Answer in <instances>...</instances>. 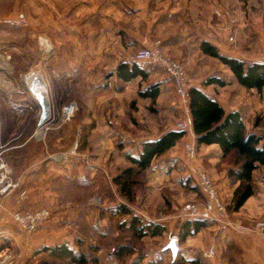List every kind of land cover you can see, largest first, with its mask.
I'll return each instance as SVG.
<instances>
[{"label": "rangeland", "instance_id": "obj_1", "mask_svg": "<svg viewBox=\"0 0 264 264\" xmlns=\"http://www.w3.org/2000/svg\"><path fill=\"white\" fill-rule=\"evenodd\" d=\"M53 1L51 0V7H47L46 0H0V161L7 164L11 179L17 186L11 193L19 185L15 181L17 172L40 159L47 158L44 165L49 161L52 163V169L50 167L49 170L51 175H56L57 171L61 174L59 179L47 181V195L43 188L42 195H35L38 201L30 202L25 189L14 201L15 209L10 210L3 209L1 202L4 196L11 193L0 196V264H73L67 259H57L45 252V248L63 244L77 255L83 253L88 258V264H244L235 247L223 239V231L218 228L226 226L216 214L214 217L217 220L209 221L208 227L196 236H189L181 241L180 227L186 221L179 215L182 207L186 204H198L202 207L207 201L193 180L194 168L197 166L210 176L199 161L196 141L185 142L181 145L179 155L158 158L149 169L138 174L131 202L120 195L113 183L114 177L130 167L125 155L138 154L142 139L160 135L167 128L165 126H176L185 119L184 116L189 115L185 112L182 101L176 97L163 70L149 63H140L149 76L145 81L137 78L138 89L144 90L149 85L159 84L160 95L155 101L142 98L140 101H128L122 93H116L117 85L110 80L112 86L103 104L95 96L88 103L84 97L85 88L80 86L75 88L77 102L69 104L66 91L58 90L57 81L60 77L54 76L51 87L48 74L65 64L69 58L67 54L73 55L77 50L86 55L88 49H96L101 40L86 36L100 28L104 29L103 40L107 49L112 51L119 42L124 49L127 46L134 47L131 53H122L124 57L121 61L130 62L134 53L143 49L135 40L140 35L130 30L129 22L134 15L137 17L139 12L136 9L142 6L147 7L146 16L153 20H159L161 15H173L171 23L182 30L200 27L203 31L209 26L210 17L217 23L223 22L222 11L209 9L208 0H97L95 7H92L95 2L92 0H87L86 6H82L86 0H72L71 8H67L68 0H57L56 3ZM228 2H231L227 4L231 11L227 10L233 17L229 20L232 25L238 22V15L242 16L244 10H254L255 14L264 13V0ZM85 7H92L97 11L94 14L88 11L86 13ZM239 8L242 14H234ZM111 9L119 10L116 27L119 29L116 30L111 23ZM19 14L25 15L24 28L11 27L5 23V20ZM103 17L104 20L100 23L99 19ZM79 32H82L81 36ZM39 39H43L40 40L41 52ZM154 43H159L161 47L158 40L152 44ZM50 51L47 58L42 57ZM163 53L183 64L189 87L198 86L206 92L214 91L219 95L211 87H202L208 76L218 75L229 85L225 96L230 97L238 90V83L233 80L230 71L217 60L203 56L194 46L189 51L178 49V54L174 56L168 51L166 53L163 50ZM107 55L110 57L114 54ZM33 70L42 72L47 86L50 118L42 127H37L40 107L27 86L28 76ZM77 82L80 83L81 80L78 78ZM245 95L238 94L237 98L240 100L244 97L252 102L255 96L249 93ZM259 95V106L250 108L251 113L244 116V122L249 131L254 130L264 136V91ZM70 105L74 107L73 117L70 121H64L62 110ZM88 114H94L95 121L99 123L104 119L103 122L107 123V129L110 130L108 136L112 145L106 152L109 159L104 161L98 157L101 158V165L92 162L91 152L87 149V130L71 136L72 129L78 122L84 121L88 125ZM16 132L24 137L32 133L34 143L19 149L20 151H9L12 145L21 141L18 139L15 143L8 142L9 135ZM65 132L67 136L60 142L62 146L48 149ZM188 132H184L185 135ZM186 143L195 144L193 160L185 156ZM233 161L234 158L229 157L221 169L227 168ZM21 193L25 194L24 198H21ZM217 193L229 219L233 199L229 196L223 200L218 189ZM121 204L128 206L134 217L144 222L160 224L165 227L166 232L160 237H134L126 228L130 217H115L111 213L112 208ZM41 208H48L50 217L33 234L22 232L11 220L14 213ZM257 222L262 221H255ZM255 223L242 229V232L264 235L253 231ZM172 238L177 239L178 245V253L174 259L171 251L165 250ZM122 247L130 248L132 254L117 257L115 253Z\"/></svg>", "mask_w": 264, "mask_h": 264}, {"label": "crops", "instance_id": "obj_2", "mask_svg": "<svg viewBox=\"0 0 264 264\" xmlns=\"http://www.w3.org/2000/svg\"><path fill=\"white\" fill-rule=\"evenodd\" d=\"M88 1L86 0L82 6H86ZM92 1H95L94 5L92 4V7H95L97 0ZM53 2L56 3L57 0H54ZM229 3L231 4V2H228V0H208L207 7L209 9L212 8L214 11L220 9L222 11L223 22L220 21L217 23L214 21L213 17H210L208 18L209 26L203 31L200 30V27L198 28L199 30L194 28L182 30L178 29V27H174L170 21L173 15L170 14L161 15L158 18L159 20H157V18L156 20H153L150 16H146L148 14L146 6L136 9V11L139 13H137V17L134 15V18H130V30L136 31L140 35L139 39L135 40L143 48L151 46L153 41L158 40L161 42V50H164L166 53L168 51V53L173 56L178 54V49L189 51L191 46H194L198 51H200V44L202 42H208L213 45L220 52V54H223L227 57L238 59L245 63L255 62L264 64V13L256 12L255 14L254 10H244V14L242 16L238 15V22H236L235 25H232L231 22H229V20L233 18L231 13H228V10L231 11L230 8L227 7V4ZM108 4L110 5L111 3ZM72 5L73 1L68 0L67 8H71ZM37 6H39V4ZM46 6L51 7V0H46ZM110 7L113 8V6ZM91 8L86 9L85 7L86 13L87 11L90 14L96 13L97 10L95 8ZM111 11V23L113 25V29H119V27L116 28L118 26L117 15H119V10L111 9ZM238 12H240L239 14H242L240 8L236 9L234 14H237ZM99 20L101 23V21L104 20V17ZM69 22L72 23L70 19ZM39 23L37 25H40ZM140 30H143V32H140ZM79 33L81 36L82 32ZM104 36V29L101 28L100 30L90 32V34L88 33L86 37L97 38L101 40L98 42V47L96 49H88V52L86 51L87 54L85 53L86 55L75 50L73 55H66L69 58L66 60L65 64L59 68V70H56L55 72L51 71V73L48 72L51 81V87H53V78H55L54 76L61 78V80L59 78V81H57L58 90L63 89L66 91L69 97V104L77 102L75 88L79 86L85 88L84 97L87 102L93 101L95 96V98L99 97L103 104L104 98L108 97V92L112 86V82H110V80H113L117 85V94L122 93L123 97L128 101L141 100L138 93L142 90L138 89L139 83L137 79H134L131 82H123L116 77V67L124 57L122 53H131L134 47L129 48L130 46H127L126 49H124L122 48L121 42H119L117 43V47H114V49L111 51L106 48L105 41L103 40ZM107 54L114 55H110V57H108ZM186 54L188 55V52H186ZM81 55H83V57H81ZM223 67L226 68L225 66ZM78 78L81 80L80 83L77 82ZM228 87L229 85H226L222 88L212 86L211 88L217 91L219 95H217V93L214 91L211 93L208 91L206 92L205 90L203 91L214 96L220 106L226 112L238 110L243 114V117L251 113L250 108L252 106H259L258 102L260 100V95L254 89L247 91L237 85L238 90L231 94L230 97H227L224 94ZM245 93L255 95L252 102L244 99V97H242L240 100L237 98L238 94L240 96L241 94L245 95ZM47 118L49 119L50 115L47 116ZM184 118L191 121L190 114L184 116ZM102 120L104 121V119ZM103 121L100 123L98 121L96 122L95 115L88 114V125L84 121L82 123L78 122L79 124L77 123L74 129H72L73 131L71 136L73 137L77 135V133L81 132V130H87V149L89 150V153L91 152V159L95 165H99V163L100 165L102 164L101 158L104 161L105 159H109L106 152L107 150H110L112 145L108 136L110 130L107 129V123H104ZM165 127L167 128L164 130V132L177 131L174 125H167ZM164 132L160 135L164 134ZM62 134L58 136L59 138H57L55 142L50 144L48 149H51L52 147L56 149L62 146L60 145V142L67 136V133L65 132ZM160 135L142 139L141 143L143 144L149 140H154ZM96 136H98V138ZM18 139H21V141L12 145L9 148V151H20L19 149H24L35 141L32 133L24 137L22 134H17L16 132L9 135L8 142L15 143ZM188 141H195L192 130L189 131L188 134H186L183 138H181L175 147L164 153L161 159L173 158L175 154L179 155L181 153V145ZM197 151L199 161L204 165L210 174L220 193L221 198L225 200L226 198H229V196L232 197V193L237 185L230 183V180L227 177L228 170L226 168L221 169L222 165L218 148L216 146H201L197 148ZM46 159H40L39 161L31 163V165H28L26 168L17 172L15 181L19 184L18 188L14 193L2 198L1 204L3 209H15L14 206L16 205H14V201L17 200L18 194L25 189H27L30 202L38 201V198L35 195H42L41 188L45 190V194L47 195V190L45 188L47 185H49L47 181L51 182L53 179H59L61 174H58L57 171L55 172L56 175H51L49 170L51 167L50 164L52 163L49 161L46 163V165H44ZM43 171H47L46 174H43ZM252 184L254 185L253 196L250 197V199L243 205V207L240 208L238 212H229V222L231 225H226V227L218 229H222L223 232L221 235L223 236V239L235 247L239 253V258H242L244 264H264V235H252L242 232V229L251 226L257 220H260L264 223V171L262 168H258L254 172ZM212 227L214 226L212 225Z\"/></svg>", "mask_w": 264, "mask_h": 264}, {"label": "trees", "instance_id": "obj_3", "mask_svg": "<svg viewBox=\"0 0 264 264\" xmlns=\"http://www.w3.org/2000/svg\"><path fill=\"white\" fill-rule=\"evenodd\" d=\"M200 52L206 57L217 60L231 73L233 80L247 91L254 89L258 94L264 91V64L245 63L241 60L227 57L210 43L202 42ZM149 73L145 71L140 63L121 61L116 67V77L123 82H131L134 79L147 80ZM227 85V82L218 75L208 76L203 88L219 87ZM139 97L155 101L160 95V85H149L140 91ZM188 111L191 119L192 131L194 133L196 147L216 146L220 152L221 165L229 157L234 158L232 164L226 168L227 177L230 183L237 185L232 193V212H238L241 207L254 194L252 178L258 168L264 169V136L249 131L244 122L243 114L240 111L226 112L218 103L216 98L203 91L197 86L188 89ZM185 133L183 131H166L154 140H149L141 145L140 151L135 156L126 154L130 167L122 170L119 175L113 178V183L119 189L120 195L131 202L133 191L137 183L136 176L150 168L153 161L161 158L164 153L176 146ZM115 217H130L126 225L134 237H160L166 231L165 227L144 222L132 215L131 210L125 204L118 205L111 209ZM209 221L204 219H188L181 224V241L189 236H196L204 228L208 227ZM45 252L57 259H67L73 264H88V258L83 253L75 254L65 244L62 246L45 248ZM132 254L128 247L117 250L115 255L123 257Z\"/></svg>", "mask_w": 264, "mask_h": 264}, {"label": "built area", "instance_id": "obj_4", "mask_svg": "<svg viewBox=\"0 0 264 264\" xmlns=\"http://www.w3.org/2000/svg\"><path fill=\"white\" fill-rule=\"evenodd\" d=\"M5 23L11 27L24 28L26 26V18L24 14H19L12 19L5 20ZM39 39V47L41 52L42 42ZM51 47V46H50ZM52 51V48H51ZM48 52L44 58H47L51 53ZM130 62L137 63H149L157 68H160L165 72L170 82H172L173 90L176 97L182 101L185 105V112L189 114L187 102H188V89L189 85L187 82L185 67L181 62H176L169 58L161 50L159 43H154L147 48L140 49L134 53ZM74 107L72 105L65 106L62 110V117L64 121H70L73 117ZM177 131L188 132L192 130L191 121L189 119H184L176 124ZM185 156L189 159H194L195 154V144L186 143L184 146ZM193 180L195 185L199 188L200 192L204 195L206 203L200 207L198 204H186L182 207L180 218L188 219H204V220H217L214 214L220 217V221H223L224 225L229 226L231 223L228 219V214H226L221 201L219 199L216 186L213 184L210 176L205 170L200 167L194 168ZM16 184L13 183L10 176V169L7 164L0 161V196L7 195L14 191ZM21 198L25 197L24 193H21ZM50 217V211L47 208H41L33 211L18 212L11 215V220L19 227V229L26 234H33L40 226L45 224ZM264 233V223H255L253 231Z\"/></svg>", "mask_w": 264, "mask_h": 264}, {"label": "bare ground", "instance_id": "obj_5", "mask_svg": "<svg viewBox=\"0 0 264 264\" xmlns=\"http://www.w3.org/2000/svg\"><path fill=\"white\" fill-rule=\"evenodd\" d=\"M45 78H43L42 72L38 70L31 71L30 75L28 76V83L27 86H29L32 90L33 97L41 96L42 101H44L43 105H46V116H49V101L47 100V94L46 89L47 86L44 81ZM41 135V134H40Z\"/></svg>", "mask_w": 264, "mask_h": 264}, {"label": "water", "instance_id": "obj_6", "mask_svg": "<svg viewBox=\"0 0 264 264\" xmlns=\"http://www.w3.org/2000/svg\"><path fill=\"white\" fill-rule=\"evenodd\" d=\"M28 90H30V92L32 93L31 88H29ZM35 100L37 101L39 107H40V114H39V120L37 123V127H42L45 125V123L47 122L48 118L46 116V105L44 103V101H42V97L36 96ZM169 249L171 251V255H172V259H174L177 256L178 253V245H177V239L172 238L168 243L167 246L165 248V250Z\"/></svg>", "mask_w": 264, "mask_h": 264}]
</instances>
